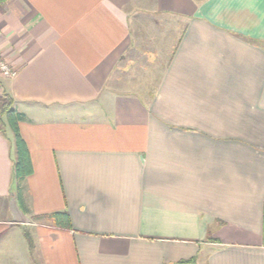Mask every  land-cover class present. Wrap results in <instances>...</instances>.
<instances>
[{"label":"crops","instance_id":"obj_1","mask_svg":"<svg viewBox=\"0 0 264 264\" xmlns=\"http://www.w3.org/2000/svg\"><path fill=\"white\" fill-rule=\"evenodd\" d=\"M0 56V264H264V0H0Z\"/></svg>","mask_w":264,"mask_h":264},{"label":"trees","instance_id":"obj_2","mask_svg":"<svg viewBox=\"0 0 264 264\" xmlns=\"http://www.w3.org/2000/svg\"><path fill=\"white\" fill-rule=\"evenodd\" d=\"M22 120V114L13 109V99L3 93L0 100V134L5 135L7 130L12 132L13 144V183L16 185L32 174V165L28 149L18 130V122ZM18 196V195H17ZM55 226L70 227L69 219L65 212H56L47 217ZM29 246L31 242L29 241ZM185 263V262H181ZM188 263V262H187Z\"/></svg>","mask_w":264,"mask_h":264},{"label":"water","instance_id":"obj_3","mask_svg":"<svg viewBox=\"0 0 264 264\" xmlns=\"http://www.w3.org/2000/svg\"><path fill=\"white\" fill-rule=\"evenodd\" d=\"M9 211L11 214L12 221L14 223L25 224V223L29 222V220L26 218L25 214L19 209L14 196L10 200Z\"/></svg>","mask_w":264,"mask_h":264},{"label":"built area","instance_id":"obj_4","mask_svg":"<svg viewBox=\"0 0 264 264\" xmlns=\"http://www.w3.org/2000/svg\"><path fill=\"white\" fill-rule=\"evenodd\" d=\"M17 75V71L9 66V64L0 56V77L3 79H13Z\"/></svg>","mask_w":264,"mask_h":264},{"label":"rangeland","instance_id":"obj_5","mask_svg":"<svg viewBox=\"0 0 264 264\" xmlns=\"http://www.w3.org/2000/svg\"><path fill=\"white\" fill-rule=\"evenodd\" d=\"M9 132H11V130L9 129ZM12 134V133H11ZM0 218H2V217H0Z\"/></svg>","mask_w":264,"mask_h":264}]
</instances>
